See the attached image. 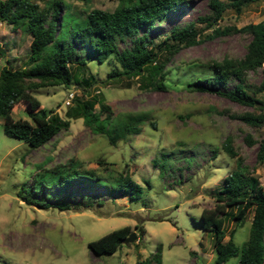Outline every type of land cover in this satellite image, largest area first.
<instances>
[{"label": "rangeland", "instance_id": "rangeland-1", "mask_svg": "<svg viewBox=\"0 0 264 264\" xmlns=\"http://www.w3.org/2000/svg\"><path fill=\"white\" fill-rule=\"evenodd\" d=\"M30 1L40 8L51 2ZM58 1L62 5L55 20L57 41H67L76 28L75 22L90 9L112 10L116 5L115 0ZM206 1L186 0L162 21L138 32L146 30L147 37L155 39L170 26L205 14ZM261 20L264 0H257L243 5L238 14L227 8L217 25L238 28ZM197 25L202 27V23ZM209 33L210 28H203L201 36ZM247 39L234 32L203 37L198 44L181 48L166 62L164 90L144 89L135 77L109 78L107 73L118 66L114 59L109 56L99 62L76 45L79 56L83 54V64H73L71 70L85 83L79 80L74 84L72 79L67 85L31 90L40 108L46 114L55 112L65 118L75 99H94L95 110L96 102L101 100L113 113L111 121H101L107 131L118 113L141 111L145 119L137 133L110 144L105 134L91 131L82 118L70 117L66 129L40 147L31 148L25 141L6 135L0 118V264H134L157 245L161 246L160 264H215L210 232L199 223L201 209L213 206L223 177L237 167V160L221 149L222 141L232 136L241 164L258 178L264 190V163L254 162L258 143L249 146L243 141L245 134L256 141L264 137V125L251 127L230 118L229 113L251 108L214 93L189 91L188 83L211 75L206 60L224 55L240 57ZM30 40L27 31L0 21V68L25 66ZM130 44V38L125 37L117 46L122 49ZM248 79L259 83L262 73L249 72ZM233 83L230 80L227 88ZM68 91L75 99L65 105ZM259 97L264 100V91ZM25 108L23 101L16 103L12 117L26 118ZM70 160L72 166L64 165ZM57 164L61 167L52 170ZM77 168L99 174L102 178L97 183L103 189L111 183L110 177L127 172L141 186V194L136 200L128 195L111 198L106 190H94L85 182L60 183V173ZM26 199L49 205L39 208ZM80 202L90 205L82 207ZM61 203L69 207H57ZM251 213L249 209L232 234V241L239 247L247 240ZM122 226L135 232L134 240L121 243L111 254H91L89 241ZM138 226L143 228L141 234ZM233 228V221L227 220L223 242ZM223 264H239L238 258L230 257Z\"/></svg>", "mask_w": 264, "mask_h": 264}, {"label": "trees", "instance_id": "trees-1", "mask_svg": "<svg viewBox=\"0 0 264 264\" xmlns=\"http://www.w3.org/2000/svg\"><path fill=\"white\" fill-rule=\"evenodd\" d=\"M112 10L90 9L82 20L75 22L67 41H57L59 31H55V20L62 3L58 0L40 8L30 0H0V21L13 29L27 31L31 37L26 65L21 68H0V118L3 132L16 137L37 148L49 141L62 129H66L69 118H82V122L91 131L105 134L110 144L119 139L135 134L146 114L141 111L115 114L110 131L101 126L102 119L111 121L113 113L103 101L94 99L79 100L72 97L74 103L61 118L55 112L46 114L40 108L39 100L30 91L40 87L67 85L72 79L74 84L79 80L72 72L73 64L82 65V55L76 45L85 49L86 55L101 62L111 56L117 68L107 73L112 79L138 78L142 88L164 90V80L168 73L166 62L181 48L198 44L203 37H214L228 33H239L247 36L244 52L240 57L222 56L220 59H209L204 62L211 67V75L188 83L189 91L210 92L225 97L238 104L250 107L239 113H229L236 119L251 127L264 125V100L259 93L264 91V20L246 23L240 27L234 25L219 27L217 22L227 8L240 13L241 7L257 0H207V12L183 24L170 26L157 38L147 37L146 30L139 34L141 28H149L155 21H162L186 0H115ZM62 14L59 22L62 21ZM59 23V27H60ZM197 23H202L200 28ZM203 28H210V33L201 36ZM129 37L131 44L118 49L120 39ZM74 67V66H73ZM78 69V66H76ZM262 73L259 83L248 79L249 72ZM233 80L231 87L227 83ZM85 83L84 80L81 81ZM71 99V100H72ZM23 101L26 104V118H13V106ZM152 124V122H151ZM245 144L258 143L254 162L264 163V137L255 140L251 135L243 137ZM221 149L235 158L237 167L223 177L222 184L214 195V204L202 208L200 227L211 235L214 263L223 264L228 258L237 256L239 264H264V190L259 180L245 166L242 158L234 149L233 138L228 135L221 144ZM74 164L73 160L65 162ZM97 163H103L98 161ZM55 165L52 170H57ZM63 166V165H62ZM65 167V166H63ZM67 168V167H65ZM71 168V167H70ZM102 177L91 169H73L59 174L60 183H86L93 189L106 190L112 198L115 195H128L136 200L141 194V186L127 172L110 177L111 183L105 188L97 183ZM39 208L49 204L33 199L25 200ZM81 203V202H80ZM82 207L90 205L82 202ZM59 208H68L67 203L58 204ZM234 209V211H232ZM251 209V219L246 242L240 247L232 241L234 229L240 227L247 211ZM232 220L234 228L225 237V224ZM139 234L141 226L136 227ZM130 227L116 228L98 239L87 243L94 256L111 254L129 234ZM160 245L134 264H160Z\"/></svg>", "mask_w": 264, "mask_h": 264}, {"label": "water", "instance_id": "water-1", "mask_svg": "<svg viewBox=\"0 0 264 264\" xmlns=\"http://www.w3.org/2000/svg\"><path fill=\"white\" fill-rule=\"evenodd\" d=\"M136 237L135 232L131 231L129 232V234L122 240V243H126V242H130L132 240H134Z\"/></svg>", "mask_w": 264, "mask_h": 264}, {"label": "built area", "instance_id": "built-area-1", "mask_svg": "<svg viewBox=\"0 0 264 264\" xmlns=\"http://www.w3.org/2000/svg\"><path fill=\"white\" fill-rule=\"evenodd\" d=\"M73 97V93L72 91H68L64 100L65 105H69L70 104V100Z\"/></svg>", "mask_w": 264, "mask_h": 264}]
</instances>
